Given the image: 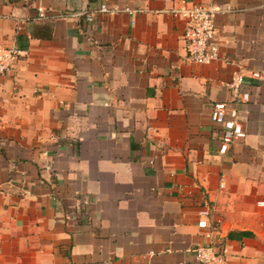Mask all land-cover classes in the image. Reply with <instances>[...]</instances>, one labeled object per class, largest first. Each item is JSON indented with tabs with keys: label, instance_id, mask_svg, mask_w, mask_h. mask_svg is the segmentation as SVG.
Wrapping results in <instances>:
<instances>
[{
	"label": "crops",
	"instance_id": "0c3cea01",
	"mask_svg": "<svg viewBox=\"0 0 264 264\" xmlns=\"http://www.w3.org/2000/svg\"><path fill=\"white\" fill-rule=\"evenodd\" d=\"M192 1L218 60L187 59L178 0H0V264H264V0ZM249 71L220 154L211 105Z\"/></svg>",
	"mask_w": 264,
	"mask_h": 264
},
{
	"label": "built area",
	"instance_id": "2783aa9c",
	"mask_svg": "<svg viewBox=\"0 0 264 264\" xmlns=\"http://www.w3.org/2000/svg\"><path fill=\"white\" fill-rule=\"evenodd\" d=\"M97 11L108 12L105 3L100 4ZM172 15L184 20L183 38L186 46V57L190 61L207 63L220 59L219 46L216 39V14L220 7L206 3L202 4L192 0H178L177 5L169 10ZM95 10H82L66 14L68 16L82 15L86 20H92ZM17 21H21L18 20ZM20 51L15 46L0 45V74L9 73L14 63L19 58ZM257 71H249V74L235 73L226 82L231 99L227 101H214L210 108V119L221 126V138L218 151L224 154L233 139L242 133V126L237 119L235 105L245 104L250 99L249 89L246 87V78H259ZM223 186V184H220ZM198 226L206 228V236L211 237L216 230L208 225L205 218L198 221ZM195 259L199 264H227L223 249H218L213 243L198 245L194 248Z\"/></svg>",
	"mask_w": 264,
	"mask_h": 264
}]
</instances>
